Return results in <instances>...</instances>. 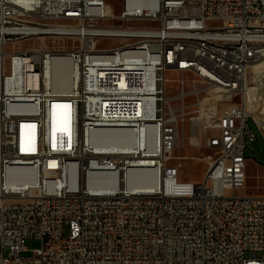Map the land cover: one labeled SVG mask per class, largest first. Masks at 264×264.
I'll list each match as a JSON object with an SVG mask.
<instances>
[{
  "label": "built area",
  "instance_id": "obj_1",
  "mask_svg": "<svg viewBox=\"0 0 264 264\" xmlns=\"http://www.w3.org/2000/svg\"><path fill=\"white\" fill-rule=\"evenodd\" d=\"M0 51V264H264V195L239 193L264 0H0ZM56 56L70 91L49 84ZM56 102L67 130L53 141ZM186 141L206 149L197 181L181 178ZM15 166L27 183L8 182ZM141 167L153 185L130 188ZM27 238L40 245L21 256Z\"/></svg>",
  "mask_w": 264,
  "mask_h": 264
},
{
  "label": "bare ground",
  "instance_id": "obj_2",
  "mask_svg": "<svg viewBox=\"0 0 264 264\" xmlns=\"http://www.w3.org/2000/svg\"><path fill=\"white\" fill-rule=\"evenodd\" d=\"M7 53V51L5 52ZM5 54L0 51V69L4 66ZM264 61V59L262 60ZM46 72L49 84L58 91H70L69 81L72 76L70 62L65 57L56 56L46 66ZM248 78L252 79V85H247L244 102L246 113L253 115L257 123L261 124L262 117L264 118V66L260 67L258 63H252L248 70ZM67 106V105H66ZM64 104L56 102L50 107V130L51 137L54 141L55 136L61 137L63 132L67 130V117L65 115ZM255 120V119H254ZM260 127V126H259ZM261 129V128H260ZM264 132V131H262ZM98 137L101 138V143H108L118 145L117 140H108V133L99 132ZM144 162L143 164H148ZM24 168L22 166H15L10 169L12 172L11 178L8 182L11 184H25L27 181L22 179L24 175ZM100 179L89 180V187H106ZM127 185L136 190H143L153 185L154 180L149 174L146 167L132 169L127 174ZM110 187V186H109Z\"/></svg>",
  "mask_w": 264,
  "mask_h": 264
},
{
  "label": "rangeland",
  "instance_id": "obj_3",
  "mask_svg": "<svg viewBox=\"0 0 264 264\" xmlns=\"http://www.w3.org/2000/svg\"><path fill=\"white\" fill-rule=\"evenodd\" d=\"M108 3L114 4L116 0H107ZM118 8L115 7L114 13L117 14ZM42 42L41 38L34 37V38H26L17 40L14 42L8 43L4 49L5 51H15L18 49H24V48H30L32 46H38ZM58 42V41H57ZM119 41L117 39H106V40H100V44L106 45V46H113L118 44ZM48 45H51V41H47ZM264 59V58H263ZM262 59V60H263ZM258 61L255 63H258L260 67L264 66V61ZM7 59L5 60V64L7 66ZM168 76L171 79L169 82V86H171V90H175L174 86V79L178 76L176 72L169 71ZM247 85H252L251 81L252 79H249L247 77ZM237 102H240V98L238 97L236 99ZM248 114V113H247ZM248 124L250 128L252 129L255 139L252 142L251 145L247 146L245 149V156L247 157V163H246V173H247V179H246V185L242 189L239 190V193L241 194H252V195H264V118L262 117L261 124H258L259 126L253 121L257 122L256 118H254L253 115L248 114ZM188 135V128L186 126V134L185 137L187 138ZM186 153L189 156L182 160V168L183 171L181 173V178L183 179H189V180H200L202 179L205 170H206V163L199 159V156L203 155L206 152V149L201 147H191L187 145L182 147L180 149L176 150V153ZM190 155L194 156L191 157ZM11 179H14L12 177ZM40 245V240L36 238H27L24 242V247L26 250H23L20 252L21 256H30L32 255V252L34 248L38 247Z\"/></svg>",
  "mask_w": 264,
  "mask_h": 264
}]
</instances>
